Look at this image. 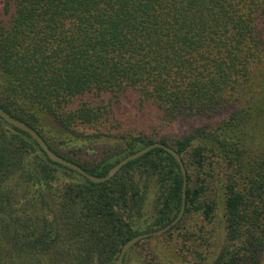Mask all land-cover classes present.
<instances>
[{
  "label": "trees",
  "instance_id": "obj_1",
  "mask_svg": "<svg viewBox=\"0 0 264 264\" xmlns=\"http://www.w3.org/2000/svg\"><path fill=\"white\" fill-rule=\"evenodd\" d=\"M13 6L0 18V107L99 176L157 141L182 157L183 216L123 264H263L264 0H5ZM129 88L170 120L243 104L173 138L150 134L157 124L103 130L112 101L85 94ZM88 142L100 153L81 159ZM182 186L161 147L94 182L0 116V264H116L126 240L176 217Z\"/></svg>",
  "mask_w": 264,
  "mask_h": 264
},
{
  "label": "rangeland",
  "instance_id": "obj_2",
  "mask_svg": "<svg viewBox=\"0 0 264 264\" xmlns=\"http://www.w3.org/2000/svg\"><path fill=\"white\" fill-rule=\"evenodd\" d=\"M15 7H12L10 12L5 11V0H0V18L4 22L9 23L13 17ZM111 92H103L100 96L92 93H86L85 98L91 99L94 102L112 101L114 113L110 110L108 119L103 118V130L110 132H129L133 129L152 130L151 126L157 124L158 131H150V134H158L157 136L167 135L170 138L181 136L192 132L197 127L214 125L224 120L232 112L238 109L243 103L242 99L235 103H228L219 109L212 110L209 114H201L196 116H179L174 119L164 118L163 113L157 107L146 101L141 105L138 101L139 92L135 88H129L119 94L117 97L113 96ZM105 125V126H104ZM85 130H92L87 128ZM155 132V133H154ZM89 143V142H88ZM92 146V148H91ZM78 148H84L83 153L80 152L81 159L98 156L100 153V144L89 143L87 145H80ZM76 156V155H75ZM218 221H220L219 235L223 233L222 217L223 204L218 200L217 204ZM220 237V236H219ZM134 246V245H133ZM135 264V262H134ZM264 264V261H263Z\"/></svg>",
  "mask_w": 264,
  "mask_h": 264
},
{
  "label": "water",
  "instance_id": "obj_3",
  "mask_svg": "<svg viewBox=\"0 0 264 264\" xmlns=\"http://www.w3.org/2000/svg\"><path fill=\"white\" fill-rule=\"evenodd\" d=\"M0 116L6 120L9 124L27 132L28 134H30V136L37 141V143L40 145V147L46 152V154L48 155V157L50 159H52L55 162H58L64 166H67L69 168H72L76 171H78L79 173H81L82 175H84L85 177L89 178L90 180L94 181V182H104L109 180L110 178H112L125 164H127L129 161L141 157L142 155H144L145 153L149 152L150 150H152L155 147H161L165 150H167L169 153H171L175 159L177 160L181 172L183 174V186H182V203L180 206V210L178 212V214L176 215V217L167 225L160 227L158 229L155 230H151V231H145V232H141L138 233L134 236H132L131 238H129L128 240H126V242L122 245L120 253L118 255L116 264H123V259L124 256L126 254V252L133 246L135 245L138 241H140L143 238L149 237V236H153V235H160L164 232H166L168 229H170L173 225H175L183 216L184 212H185V208H186V188H187V171H186V167L184 165V162L182 160V157L180 155V153L173 148L172 146L162 143V142H153L151 144H148L146 146H144L143 148H140L132 153H129L128 155H126L125 157H123L122 159H120L117 163H115L105 175H96V174H92L90 172H88L86 169H84L82 166H80L79 164H77L76 162H73L71 160H68L62 156H60L59 154H57L54 150H52L50 148V146L48 145V143L45 141V139L38 133V131H36L32 126H30L28 123H26L25 121L11 115L9 112H7L4 108L0 107Z\"/></svg>",
  "mask_w": 264,
  "mask_h": 264
}]
</instances>
